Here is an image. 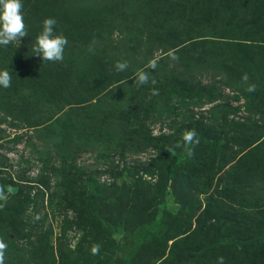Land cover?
<instances>
[{"label":"trees","instance_id":"16d2710c","mask_svg":"<svg viewBox=\"0 0 264 264\" xmlns=\"http://www.w3.org/2000/svg\"><path fill=\"white\" fill-rule=\"evenodd\" d=\"M85 1L73 0V8L84 10ZM22 3L27 37L0 46V70L12 77L10 87H0V111L43 133L47 149L38 151L35 177L8 173L0 161V188L11 192L0 200L5 264H89L84 243L71 248L65 235L92 230L95 220L107 229H148L151 259L166 254L161 264H218L220 256L224 264H264V0H107L116 15L126 7L150 11L138 8L116 37L100 29L115 16L85 11L74 23L53 16L56 34L70 32L64 54L81 50L83 69L68 57L51 62L32 54L41 17H48L32 12L31 0ZM123 60L129 67L117 72L114 64ZM152 60L155 70L147 68ZM142 68L155 85L135 83ZM243 74L254 92L245 90ZM161 96L175 99L180 112L154 134L146 123L154 114L141 103ZM190 129L200 140L191 157L181 138ZM98 146L117 148L121 158L133 148L151 156L117 165L111 180L100 181L77 164L81 152ZM45 195L48 205L57 200L65 208L55 247Z\"/></svg>","mask_w":264,"mask_h":264},{"label":"rangeland","instance_id":"374dc122","mask_svg":"<svg viewBox=\"0 0 264 264\" xmlns=\"http://www.w3.org/2000/svg\"><path fill=\"white\" fill-rule=\"evenodd\" d=\"M72 1L73 0H38L36 2L35 0H31V3L34 4L32 12L35 11L39 14L42 12L43 14L45 11L48 18L57 16L60 23L62 20H67L68 22L74 23L75 20L84 16L85 11L89 13V16L92 15L96 18L97 15L102 18V16L105 14L110 15L112 18L115 16L118 18L117 20L113 21L111 24L100 26V29L102 30L108 29L111 31V34L109 35L110 37L111 35L112 37L117 36V27L119 23L127 25V23H129L132 18L137 15L138 8L141 9V12H150H147L143 6H138V8L126 7L119 11V15H116L118 12L112 13V11H109L108 7L103 5L107 0H86L83 4L84 10L80 8L76 10L73 8L74 2ZM124 16L130 18L128 20H124L122 18ZM112 18L108 21L110 22ZM44 19L45 18L42 16L40 20L41 31L42 22ZM144 20L145 19H135L136 22H144ZM61 26L71 27L70 25ZM59 32L63 36H70V32L68 31L60 29ZM26 37L27 36L23 38ZM81 37L84 39L85 35H82ZM19 43H23V40H20ZM69 52L74 54L71 56L64 54V57H68V59L72 60V67H82L80 69L87 67V65H84V55H82L81 50L77 48L70 50ZM223 92L230 99L233 97L236 98V93L230 91L229 89L224 88ZM242 101L243 100L241 99V102ZM232 103L235 104L236 102L232 101ZM150 104L141 103V106L143 110L145 109L144 113L148 112L150 114H154V118L150 115V119L146 122L147 124L151 123L149 127L154 134L158 133L160 130H165V127L168 126V123L172 121L175 115L180 112V110L177 108L176 100L168 99L165 96H161L160 99L155 100V103ZM194 110H199V108L195 106ZM241 114H244V112ZM20 127H23L22 123L17 122L16 120L13 121L10 116L5 114V112L0 111V161L3 164V169L8 173H12L13 175L25 174L30 177H35L42 165L41 160L40 162L35 161L36 159H39L38 151L47 149L45 146V141L41 139L43 133L40 134L39 131L35 133L32 132V130H27L26 127ZM16 134H20L22 138H15L14 135ZM30 136L32 137L30 138ZM103 146L95 147V149L85 150L77 157V164L87 171L95 172L96 179L100 181L111 180L114 171H116L117 165L118 167H122L125 163L135 162L137 160L146 161L151 156V151L149 149L140 151L136 148H133L130 151H125L124 157L121 158V156L117 153L119 152L117 148L109 146V150H107ZM48 151L53 156L54 160H56L57 157H55V150H52L49 147ZM125 177L126 176L124 175L123 177L117 178L118 183L120 184L125 179ZM3 190L7 197L11 194V192L6 190L4 187ZM44 199V206L46 207L47 211V221L45 225L47 228L52 229L51 240L55 247L57 236H59L61 233L62 227L65 223V208L63 204H60L57 200L51 205H48L46 201L47 195H45ZM201 200L203 202V196H201ZM93 225L94 228H92V230H79L74 232L71 229L68 230L67 234L65 235V240L68 244H70L71 248H75L80 243H84L81 249L90 251L93 257L89 264H161L163 259L166 257L165 254L158 260L151 259V255L149 254L150 249H147L148 242L147 244L145 243L149 237L148 229H143L137 232H127L113 227L111 223H108L110 227L107 229V227H103L104 222L102 225V223H98V220H95ZM142 242H144L145 249H139V246ZM168 243L171 244L172 240H170ZM94 245H99V250L96 254H94L92 251Z\"/></svg>","mask_w":264,"mask_h":264},{"label":"clouds","instance_id":"9594fccd","mask_svg":"<svg viewBox=\"0 0 264 264\" xmlns=\"http://www.w3.org/2000/svg\"><path fill=\"white\" fill-rule=\"evenodd\" d=\"M22 0H0V46H8L10 43L19 44L22 37L27 34L26 25L22 13ZM57 21L54 18H45L42 22V31L36 36L35 43L32 45V54L42 57L43 61L58 62L64 59V50L68 45V40L62 34H56L54 31ZM91 50V49H90ZM172 59H178L175 55ZM129 67L127 60L116 61L114 68L117 72L126 71ZM147 68L155 70L157 62L152 60L147 65ZM132 79L138 86L148 85L150 82L155 85L157 81L150 77L149 71L146 69H138L135 71ZM12 77L7 69L0 70V87L8 88L11 86ZM242 83L246 84V91L254 92L255 84L248 83L247 74L241 77ZM151 95H158V90L152 88ZM181 138L184 142L187 156L194 155V149L199 145L200 140L195 129L185 130L181 133ZM164 150L171 153L175 151L172 145L164 146ZM0 200L7 201V195L3 188H0ZM3 207V205H0ZM39 219V217H37ZM8 245L3 238H0V264H5V253ZM99 245L93 246V253H98ZM218 264H224V258L218 257Z\"/></svg>","mask_w":264,"mask_h":264}]
</instances>
